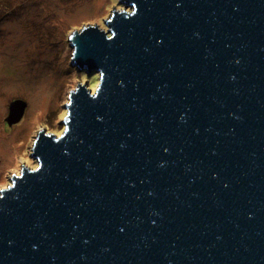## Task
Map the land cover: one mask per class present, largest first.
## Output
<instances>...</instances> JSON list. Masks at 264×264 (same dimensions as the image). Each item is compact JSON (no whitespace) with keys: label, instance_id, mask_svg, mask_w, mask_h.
<instances>
[{"label":"water","instance_id":"1","mask_svg":"<svg viewBox=\"0 0 264 264\" xmlns=\"http://www.w3.org/2000/svg\"><path fill=\"white\" fill-rule=\"evenodd\" d=\"M119 4L69 33L100 80L0 190V264H264V0Z\"/></svg>","mask_w":264,"mask_h":264},{"label":"rangeland","instance_id":"2","mask_svg":"<svg viewBox=\"0 0 264 264\" xmlns=\"http://www.w3.org/2000/svg\"><path fill=\"white\" fill-rule=\"evenodd\" d=\"M122 6L119 0H0V190L22 164L36 166L31 153L40 130L62 132L79 81L92 90L99 83V74L71 63L69 33L88 24L106 29L104 19ZM17 99L26 103L23 117L9 125Z\"/></svg>","mask_w":264,"mask_h":264}]
</instances>
